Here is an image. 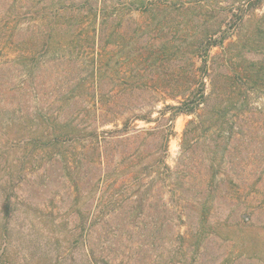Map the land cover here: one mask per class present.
<instances>
[{"label": "rangeland", "instance_id": "374dc122", "mask_svg": "<svg viewBox=\"0 0 264 264\" xmlns=\"http://www.w3.org/2000/svg\"><path fill=\"white\" fill-rule=\"evenodd\" d=\"M128 1L99 0L110 18L86 28L81 36L90 35L89 40L68 47L77 57L73 66L50 61L33 82L23 64L5 61L48 40L38 32L55 18L23 14L33 8L54 14L55 0H0V187L7 188L11 203L6 213L0 197V264H86V251L105 264H264V0H251L253 6L219 0L215 26L208 27H221L217 36L232 35L211 49L206 71L190 54L205 32L204 9L185 4L132 11L123 7ZM62 53L67 54L54 57ZM96 68L104 74L98 89L104 101L117 95L110 107L118 121L104 129L123 128L129 120L130 129L160 124L167 130L168 120L155 122L158 112L182 103V94L195 89H204L205 104L172 123L165 158L171 174L144 172L139 180L111 176L93 198L84 188L76 203L75 184H86L87 167L80 166L81 178L74 173L71 181L55 147L35 142L44 127L32 115L37 109L55 112V95L61 97L71 79L73 88ZM128 78L142 86L130 89L123 83ZM93 101L83 94L71 108L83 116ZM19 110L28 117L19 119ZM199 114L202 122L184 143L188 123ZM136 115L152 122L136 121ZM164 134L144 142L143 164L137 167L153 166ZM134 146L112 143L122 169L131 164L127 155ZM76 151H82L78 144L67 152L74 159ZM79 159L86 165V154Z\"/></svg>", "mask_w": 264, "mask_h": 264}, {"label": "trees", "instance_id": "16d2710c", "mask_svg": "<svg viewBox=\"0 0 264 264\" xmlns=\"http://www.w3.org/2000/svg\"><path fill=\"white\" fill-rule=\"evenodd\" d=\"M65 1L66 0H55L54 14L51 12L46 15L45 11L36 8L31 10L28 9L27 12L23 14L27 18L37 19L44 18L46 16V18H49L51 15L55 18V21H53L54 23L50 22L48 28L44 32H38L46 34L48 37L47 41L42 43L41 46L28 50L27 53L22 52L17 54L9 62L5 61V63L11 66L17 64L18 62L19 64H23L26 68V77L29 81L35 82L34 79L36 78L38 71L42 68H47L50 61L54 62L53 65L61 64L62 66L72 65L73 61L75 63L77 57H73L70 51L68 52V47H72L78 40L85 38L84 35L83 37L81 35L84 31H86L87 27H94L99 22L101 24L103 22L106 23L110 18L109 15H107L105 8L98 5L99 0H72L73 3H68V5H66ZM235 2L252 6L254 4L251 0H236ZM122 4L124 8L132 11H167L173 6L180 8L185 6V4H193L200 7L202 10L204 9L203 26L206 27L204 30L205 32L203 33L202 39H200L195 45L194 51H190L192 56L202 60V65L200 67L201 71H206L208 68L211 49L222 47L224 42L232 35L230 32H224L217 36L221 27L213 30L208 27L209 25L215 26L214 22L216 17L213 13L215 12L214 10L216 5L219 6V0H129L127 3L125 2ZM243 5L239 7V9H243L245 7ZM231 6L233 8L234 4L222 8L228 9L231 8ZM115 8L116 6L113 7V9ZM89 38L90 35H88V39H85L89 40ZM167 50H169V46L166 43L161 48L160 53L163 55L165 54L164 56H166ZM60 52H67V54L62 53L54 57L55 53ZM174 54L176 55V53ZM68 76L63 77L65 81L68 79ZM135 78L137 79V77ZM90 79L92 81H90ZM102 79H104V74H102L101 70L98 68L93 69L90 72L89 77H82L80 82L73 88H70L72 86L70 84L71 80H73L71 79L69 82L70 87L68 91H66L67 93L65 92L61 97L60 95H55V103H58V107L55 112L50 113L49 110L45 112L42 109H37L32 115L34 120L38 121L36 125H38V127H44V133L41 138L35 137V142H38V146L42 148L55 147V156H59V158L65 163V168L68 174L71 175V177H67L71 181H74L75 179L74 173L78 175L80 172V166L87 167L86 184L82 185L80 180L76 181L75 184L76 203L78 200L84 198V188L88 190L87 198H93L96 196L99 188H101V185L105 181L109 180L111 176L120 175L126 176V179L139 180L144 172L146 174H159V176H162L165 173L171 174L172 170L166 164L165 158L169 152L168 144L170 138L174 134L172 123L181 115L196 114L199 108L205 104L204 89H195L190 91V94L188 95L182 94V96L185 97L182 103L177 105H167L164 109L158 112L161 117L159 119L156 118L155 122L162 121L163 119L168 120L170 125L167 130H164L165 128L160 126V124L153 129H138L137 126L130 129L129 120L124 123L123 128H116L115 130L104 129L108 125L116 124L118 120L114 117L116 111H113V107L115 106L110 107L112 100H114L117 96L116 93L107 95L109 100L104 101V94L98 92ZM131 81L132 79L128 78L124 79L123 83L127 87H130V89L132 88L131 86H134V88L142 86L140 83L131 84ZM79 88L82 90H79ZM37 93L39 94L40 92ZM83 94L89 95L92 99H94V101L88 109H85L86 114L82 116V111L79 112L77 110L75 113L71 107L74 106V102L79 97H82ZM67 107L69 109L71 108L70 117L69 120L68 118L67 120H64L63 116ZM19 111L20 115H16L19 119L24 120L28 117V113L21 110ZM169 113V118L166 119V115ZM151 118L152 117L146 115L135 116L136 121L142 120L148 123L152 122ZM202 119L203 114H199L196 119H193L188 123L184 135V143L190 139L189 135L193 133L194 127H199ZM130 133H132L133 136H128ZM160 133L165 134L162 137V144L156 151L157 158L153 161V166L145 165L143 167H137L140 164H143L144 159L140 162L141 159L139 154H141L140 152L142 151V146L145 144L144 142L152 138L156 140ZM117 134H120V136L118 137ZM115 140L116 143H122L124 141H133L136 143V146L132 149L134 151L130 150V155H127L131 164L126 169H122L114 160L115 155L112 153V143ZM139 140H142L143 142L138 143ZM18 142H21V140L19 139ZM74 144L80 145L82 151H76V153L71 154L74 158L72 159V157L68 155L67 151L69 150V146ZM82 154H86V159L88 158L86 160V165L79 161L80 155ZM137 159L139 160L137 161ZM57 160L58 158L55 157V161ZM113 163L115 164L112 165ZM162 164H164L165 169H162L160 172L161 169L159 170L158 167H162ZM78 178L80 179L81 176L78 175ZM115 181L117 180L115 179ZM6 189L7 188L5 187H0V197L4 199V211L9 213L11 210V203L10 196L6 193ZM85 259L87 261L86 264H105L104 262H99L90 251H86Z\"/></svg>", "mask_w": 264, "mask_h": 264}]
</instances>
